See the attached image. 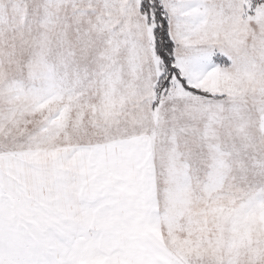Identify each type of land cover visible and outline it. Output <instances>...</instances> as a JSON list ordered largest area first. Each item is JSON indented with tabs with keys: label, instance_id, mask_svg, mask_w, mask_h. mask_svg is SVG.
I'll return each instance as SVG.
<instances>
[{
	"label": "snow or ice",
	"instance_id": "obj_1",
	"mask_svg": "<svg viewBox=\"0 0 264 264\" xmlns=\"http://www.w3.org/2000/svg\"><path fill=\"white\" fill-rule=\"evenodd\" d=\"M0 264H264V0H0Z\"/></svg>",
	"mask_w": 264,
	"mask_h": 264
}]
</instances>
